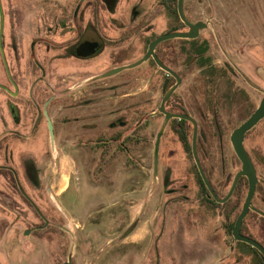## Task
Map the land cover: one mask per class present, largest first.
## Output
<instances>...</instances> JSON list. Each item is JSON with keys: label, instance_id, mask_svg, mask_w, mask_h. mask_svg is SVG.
<instances>
[{"label": "flooded vegetation", "instance_id": "1", "mask_svg": "<svg viewBox=\"0 0 264 264\" xmlns=\"http://www.w3.org/2000/svg\"><path fill=\"white\" fill-rule=\"evenodd\" d=\"M124 1L126 5H123ZM2 3L6 4V12ZM0 5V178L18 197L32 205L38 218L43 220L36 229H48L51 232L52 227L60 226L51 221L53 216L40 213L22 189L17 169L10 164L14 151L21 147L24 174L34 189L41 184L35 160L40 153L51 157L53 169L57 172L62 167L59 159L61 152L75 162L72 157L74 152L83 151L87 158L94 151L98 171H102L104 165L108 168V157L113 156L111 150L115 149L114 143H119L117 155H125L123 152H126L127 145L122 142L141 140L139 133L142 125L154 122L161 124L164 114L158 110L160 100L175 82V77L158 66L152 55L136 66L96 76L139 59L155 37L169 32L186 31L187 27L184 25V28L179 29L176 0L175 9L172 0H0ZM29 6V20L25 21L22 11ZM187 19L190 20L188 17ZM163 21L166 25L158 31ZM195 21L198 20L192 22ZM21 28H25L26 32L23 33ZM207 28L208 37L217 43L210 22L199 30L195 38H167L159 41L153 50L158 60L180 77V84L183 80L180 56H184L181 67L193 72L197 65L199 74L196 81L200 88L189 87V94L184 102L177 94L179 84L164 102V110L189 115L195 120L196 143L197 139L203 141L206 137L202 131L204 124H221L218 108L224 107L225 103L233 106L238 98L245 95L243 89L234 88L232 77H238L250 89L261 93L256 105H251L250 113L264 91V87L260 88L258 84L251 82L238 69L233 53L219 39L223 62L221 67L214 64L207 52L210 46L208 37L199 40L202 31ZM215 29L217 32V28ZM179 40L187 41L180 46ZM195 41L204 47L199 53H195ZM91 77L95 78L86 81ZM218 79L226 82L223 90L220 89ZM76 82L78 85L69 89ZM140 84L143 85L138 88ZM131 88L138 90L130 91ZM157 95L159 101L151 107L153 97ZM195 96L200 100L199 103L194 101ZM136 98L139 100V108L131 105ZM206 113L212 114L211 120L208 121ZM263 120L264 116L251 129ZM168 126H171L173 134L184 147L185 136L181 130L189 128L192 135L190 121L171 117L165 130ZM250 130L244 134L243 146L250 156L257 177L251 203L264 210V190H259L257 170L259 162L264 167V158L258 154L252 155L244 145L246 134ZM201 133L205 136H200ZM222 135L220 130L217 137L222 139ZM189 139L191 142V136ZM88 142L90 147L86 145ZM63 168L66 169V165ZM45 174L44 180H49L51 173L47 176ZM234 174L230 180L221 184L224 190L221 197L228 191ZM239 179L230 197L219 203V207H223L221 214L226 231L227 222L238 215L247 191L246 179L244 197L239 203L235 202L233 197L241 191L237 189ZM48 187L50 190L51 185ZM48 187L44 186V191ZM0 206L5 208L3 202ZM103 207L104 205L100 209ZM251 212L253 211L248 210L239 229L245 236L252 235L245 230L244 223L246 217L252 215ZM229 233L232 236L231 231ZM78 237H82L79 230ZM252 237L264 248L262 241L253 235ZM233 241V246L226 252V260L220 258L218 263L226 261L227 264L230 259V264H237L248 259V264H264V255L258 249L240 248L244 246L240 244L242 241ZM70 264H73L71 258Z\"/></svg>", "mask_w": 264, "mask_h": 264}, {"label": "rangeland", "instance_id": "2", "mask_svg": "<svg viewBox=\"0 0 264 264\" xmlns=\"http://www.w3.org/2000/svg\"><path fill=\"white\" fill-rule=\"evenodd\" d=\"M2 5L6 12V4ZM183 5L190 20H210L217 43L208 37L209 28L202 31L199 40L208 37L207 52L214 64L222 66L220 40L233 53L238 69L263 88L264 0H184ZM30 11V6L22 11L25 21L29 20ZM165 25L163 21L158 31ZM21 31L24 33L26 29L21 28ZM19 36L22 35L19 33ZM179 42L180 46L185 43ZM183 59L181 55L183 80L177 94L186 102L188 88L196 89L200 85L196 81L197 65L192 76L193 72L181 67ZM232 78L234 88L243 89L245 95L233 106L223 103L224 107L218 108L222 139L211 134L214 128L206 123L202 128L206 137L199 144V160L221 192L224 191L221 184L240 168L228 139L230 132L249 115L251 105H256L261 96L238 77ZM218 82L223 90L225 80L218 79ZM138 101L136 98L131 105L139 108ZM158 101V95L154 96L151 107ZM194 101L199 103L200 100L195 96ZM206 114L208 121L211 120L212 114ZM158 127V122L142 125L141 140L122 142L127 145L125 155H117L119 143H114L113 156L108 157L110 165L108 168L104 165L100 172L94 151L87 158L83 151L74 152L75 162L61 152L59 172L53 169L51 157L40 153L35 157L41 182L37 189L24 174L23 152L19 146L10 164L17 169L22 189L37 210L45 216H53L51 221L60 227H52L51 232L36 229L43 220L38 218L32 205L18 197L0 178V203L5 207L0 206V264H59L69 255L73 264H225L226 261H218L226 260V252L234 241L223 225V207L207 202L191 151L184 149L171 126L160 140L157 189L151 194L148 192L152 146ZM203 134L200 136H205ZM86 145L90 147L89 142ZM244 145L252 155L264 158V120L246 134ZM257 170L259 190H264V167L260 162ZM43 174H50L49 180H44ZM44 186L48 187L45 191ZM244 223L245 230L264 243V221L250 215ZM244 246L240 248H248ZM247 262L248 259H244L237 264Z\"/></svg>", "mask_w": 264, "mask_h": 264}, {"label": "water", "instance_id": "3", "mask_svg": "<svg viewBox=\"0 0 264 264\" xmlns=\"http://www.w3.org/2000/svg\"><path fill=\"white\" fill-rule=\"evenodd\" d=\"M183 1L184 0H176V12H177L179 20L187 27L186 31L169 32V33H164L162 35L155 37L154 39H152L148 43L147 50L142 57H140L139 59H137L131 63L124 64V65L115 67L113 69H110V70H108L102 74H99L96 77L105 76V75L117 72L118 70H121L124 68L136 66L139 63H141L142 61H144L149 55H152L153 59L155 60V62L157 63L158 66L162 67L163 69H165L166 71H168L174 75L175 82L172 85H170L168 87V89L164 92V94L160 100L159 107H158V110L161 111L164 114V116H163L161 124L159 125V127L155 133L154 140H153L152 158H151V178H150V185H149V191L148 192H149V194H151V192L155 189L156 184H157L158 179H159L160 140H161L162 134L165 130L167 121L171 117H178V118L187 119L188 121H190V123L192 125V135H191V142H190L191 155H192L195 167L197 169V172L199 174V177L201 178L203 184L205 185L206 189L208 190L210 196L214 199V201H216L217 203L225 202L230 197V195L232 194L233 189H234L238 179L241 176L246 177L247 184H248L247 191H246L243 203H242V207H241L238 215L236 216V218L234 220V223H233V226L231 229V233H232L234 240L245 242V243L249 244L250 246L258 249L264 255L263 246L260 243H258L256 240H254L253 238H250L248 236L241 234L240 230H239L241 223H242V220L246 216L248 210H252L253 212L257 213L258 215H260L261 217L264 218V210L255 207L251 203V199H252V196L254 193L257 177H256V170H255L254 165L250 159V156L248 155L247 151L245 150V148L243 146L244 134L248 130H250L264 116V91H263V96L259 100V102H258L257 106L254 108V110L239 125H237L235 128H233L232 131L230 132L229 141H230V144H231V147L233 149L235 156L237 157V159L240 162V168H239V170H237L235 172V174L232 178L231 184L229 186V189L223 197H219L216 194V192L214 191L212 185L210 184V182H209L208 178L206 177V174H205V172H204V170L200 164V161H199V158L197 155V151H196L197 124H196L195 120L189 115H185L182 113L168 112V111L164 110V102L169 98L171 93L180 84V77H178V75L173 73L170 69H168L166 66H164L158 60V58L154 55V52H153L154 46L159 41H162V40L167 39V38H173V37H178V38H182V39L195 38L198 35L199 30L206 27L207 23H210L209 19H207L206 21L198 20L195 22L188 20L184 14ZM1 28H2V11H1V5H0V35H1ZM94 78L95 77L88 78V79H86V81L94 79ZM77 85H78V82L73 84L69 89H72ZM51 143H52V141H51ZM128 229H130V228H128ZM61 264H70V255L67 257V260L62 262Z\"/></svg>", "mask_w": 264, "mask_h": 264}, {"label": "trees", "instance_id": "4", "mask_svg": "<svg viewBox=\"0 0 264 264\" xmlns=\"http://www.w3.org/2000/svg\"><path fill=\"white\" fill-rule=\"evenodd\" d=\"M172 5H173V8L175 9V0H172ZM184 27H185L184 24L179 20V29H182V28H184ZM183 41L186 42L187 40H183ZM203 49H204L203 45H202V44H199L197 41H195V53H199V52H201ZM199 65H200V63H199ZM205 99H206V98H205ZM205 99H204V100H205ZM180 121H183V120H180ZM211 125H212V127L214 128V130H212L213 133H211V134L219 136V135H220V129H219V126H220V125H219V124H211ZM211 125H209V126H211ZM212 127H211V128H212ZM190 130H191V129H189V128L186 129V130H181V132H183V134H184V136H185V137H184L185 139H184V141H183V145H184V149H185L187 152H190V139H189V137H190ZM213 135H212L211 137H213ZM199 144H200V141H198V139H197V143H196L197 152L200 151V146H199ZM202 167H203L204 172H205V174H206V177L208 178V180H209L210 184L212 185L214 191L216 192V194H217L219 197H221L222 194H223V192H221V191H219V190L217 189L215 183H214L213 180H212V177H211V175H210V172H207V171L205 170V168H204L203 165H202ZM195 172H196L197 179H198V181H199V183H200L201 190H202V192L204 193V196L206 197L207 202L211 203L212 205H217V206H219L220 204L217 203L216 201H214V199L210 196L208 190L206 189L205 185L203 184L201 178L199 177V174H198V172H197L196 169H195ZM219 179L221 180L220 176H219ZM220 180H219V181H220ZM244 188L246 189V179H245L244 177H241V178L239 179V183H238V185H237V189H241V191L238 192V193L233 197V199L235 200V202H238V203H239V202L243 199V197H244ZM251 213H252V215H254L255 217H257V218L261 219L262 221H264V218H263V217L257 215V214L254 213V212H251ZM234 218H235V216H234L231 220H229V221L227 222V230H228L229 232H230L231 229H232V226H233V223H234ZM248 236L252 237V235H248ZM252 238H253V237H252ZM241 243H243L244 245L248 246L249 248L254 249L253 247H251L250 245H248V244H246V243H244V242H241ZM254 250H255V249H254ZM255 251H256V250H255Z\"/></svg>", "mask_w": 264, "mask_h": 264}]
</instances>
